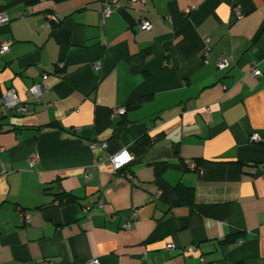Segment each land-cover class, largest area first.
I'll use <instances>...</instances> for the list:
<instances>
[{
	"label": "crops",
	"instance_id": "0c3cea01",
	"mask_svg": "<svg viewBox=\"0 0 264 264\" xmlns=\"http://www.w3.org/2000/svg\"><path fill=\"white\" fill-rule=\"evenodd\" d=\"M120 2L0 0V104L47 87L0 118V264H264V0Z\"/></svg>",
	"mask_w": 264,
	"mask_h": 264
},
{
	"label": "built area",
	"instance_id": "2783aa9c",
	"mask_svg": "<svg viewBox=\"0 0 264 264\" xmlns=\"http://www.w3.org/2000/svg\"><path fill=\"white\" fill-rule=\"evenodd\" d=\"M131 3L138 2L141 4L142 7H145L148 0H130ZM122 3L120 0H104V6L102 10V15L104 20H107L110 18L115 10L121 9ZM193 10V7L191 9L187 10V13H190ZM237 15L240 17L242 15V11L240 9H235ZM9 20L8 15L6 14L5 11L0 9V25L3 23H7ZM52 21H58V18L56 17L55 14H49L48 19L45 22V26H51ZM151 23L149 20L146 18L141 19L140 21V27L143 29H150L151 28ZM13 44L12 40H6L0 43V52L3 54L7 52L10 49V46ZM209 48L207 47L204 51V56L208 57L210 52ZM102 66V62L100 60L96 61L94 63V67L97 69H100ZM218 66L222 69L228 66V62L225 60L219 61ZM251 73L255 76H261V71L253 67L251 69ZM224 88H226V85H223ZM47 90V87L41 83L34 84L30 87L29 92H28V100L27 101H22L21 98L19 97L17 90L14 87H10L5 91L2 95V102L0 104V118L5 116L9 111H14L17 113H26L29 111V100H33L34 102L40 103L42 101V97L44 92ZM112 118L120 115V114H125L127 112V106L126 105H115L112 108ZM207 111H210V108L207 107ZM75 131H81V127H76L74 129ZM250 140L253 142L260 141L261 137L258 133H253L250 137ZM102 146L104 148H107L108 145L107 143H103ZM91 147L95 148L96 143H91ZM130 157V159H123L125 155ZM132 159V156L128 150H123L120 151L117 154L109 155L108 162L114 167L115 170H120L122 169L125 165H127ZM39 160V155L37 152L31 154L30 159H29V164L31 167H34L36 162ZM191 167H195V163H190ZM102 206V204H101ZM22 218L25 220L26 223H30V215L27 213L22 212L21 213ZM240 242H243L244 239H240ZM167 247L169 249L174 248L175 246L173 244H168ZM195 247H189L187 250H194ZM202 261H205L202 259ZM87 264H101L98 259H91Z\"/></svg>",
	"mask_w": 264,
	"mask_h": 264
},
{
	"label": "trees",
	"instance_id": "16d2710c",
	"mask_svg": "<svg viewBox=\"0 0 264 264\" xmlns=\"http://www.w3.org/2000/svg\"><path fill=\"white\" fill-rule=\"evenodd\" d=\"M56 24H59V21H52L51 22L52 27L56 26ZM137 99L138 98H136V100L133 99V101H131V103L126 105L127 110L132 105L140 103L141 102L140 100L142 98H140L138 100ZM141 141H142L141 144L147 145V146L150 145V143H151V139L147 138V137H144ZM163 166H164L163 164H159L156 166L157 169L159 170V172H161V170L163 169ZM175 191L178 194V196L180 197V199L183 201V203L188 204V205H191L193 203V200H194V188L193 187H188V186H185L183 184H177L175 186ZM56 196H57V200H59V203L77 201L75 195H72L71 193H68V192L58 193V194H56Z\"/></svg>",
	"mask_w": 264,
	"mask_h": 264
},
{
	"label": "clouds",
	"instance_id": "9594fccd",
	"mask_svg": "<svg viewBox=\"0 0 264 264\" xmlns=\"http://www.w3.org/2000/svg\"><path fill=\"white\" fill-rule=\"evenodd\" d=\"M125 156H126V159H130V157H129V156H127V154H126Z\"/></svg>",
	"mask_w": 264,
	"mask_h": 264
},
{
	"label": "snow or ice",
	"instance_id": "6c2138e0",
	"mask_svg": "<svg viewBox=\"0 0 264 264\" xmlns=\"http://www.w3.org/2000/svg\"><path fill=\"white\" fill-rule=\"evenodd\" d=\"M123 159H126V156H125V157H123Z\"/></svg>",
	"mask_w": 264,
	"mask_h": 264
}]
</instances>
